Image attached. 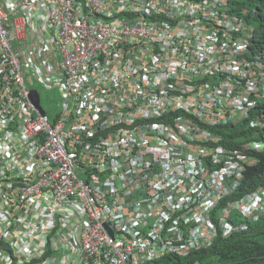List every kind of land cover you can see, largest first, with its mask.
<instances>
[{
  "label": "built area",
  "instance_id": "1",
  "mask_svg": "<svg viewBox=\"0 0 264 264\" xmlns=\"http://www.w3.org/2000/svg\"><path fill=\"white\" fill-rule=\"evenodd\" d=\"M236 1L0 0V264L185 258L264 214V186L231 199L264 143L219 132L264 126Z\"/></svg>",
  "mask_w": 264,
  "mask_h": 264
},
{
  "label": "trees",
  "instance_id": "2",
  "mask_svg": "<svg viewBox=\"0 0 264 264\" xmlns=\"http://www.w3.org/2000/svg\"><path fill=\"white\" fill-rule=\"evenodd\" d=\"M237 12L248 13L249 23L254 27V42L264 47V0H237ZM264 120V97L254 112ZM251 129L239 122L222 126L219 132L223 143L229 147H241L242 140L258 138L264 143V126ZM257 162L247 166L244 179L232 198L241 197L264 186V144L259 152H252ZM200 260L202 264H264V214L248 225L246 230L234 232L229 237L219 236L211 246L192 252L188 257L165 256L151 264H188Z\"/></svg>",
  "mask_w": 264,
  "mask_h": 264
},
{
  "label": "rangeland",
  "instance_id": "3",
  "mask_svg": "<svg viewBox=\"0 0 264 264\" xmlns=\"http://www.w3.org/2000/svg\"><path fill=\"white\" fill-rule=\"evenodd\" d=\"M30 86L36 88L40 92L41 104L48 110L49 115L52 117L53 111L59 107L61 102L60 96L55 89H44L40 87L36 82H31ZM52 110V111H50ZM251 140V139H250Z\"/></svg>",
  "mask_w": 264,
  "mask_h": 264
},
{
  "label": "water",
  "instance_id": "4",
  "mask_svg": "<svg viewBox=\"0 0 264 264\" xmlns=\"http://www.w3.org/2000/svg\"><path fill=\"white\" fill-rule=\"evenodd\" d=\"M32 93H33V99H34L36 106L40 108L41 105H40V93H39V91L36 89H33ZM41 113L44 114V111L42 109H41Z\"/></svg>",
  "mask_w": 264,
  "mask_h": 264
},
{
  "label": "clouds",
  "instance_id": "5",
  "mask_svg": "<svg viewBox=\"0 0 264 264\" xmlns=\"http://www.w3.org/2000/svg\"><path fill=\"white\" fill-rule=\"evenodd\" d=\"M37 90V89H36ZM255 139H258V138H255ZM247 140H250V139H247ZM243 141V140H242ZM243 143V142H242ZM241 143V144H242ZM259 151H261V150H259ZM259 151H253V152H259ZM253 154V153H252ZM240 232V231H239Z\"/></svg>",
  "mask_w": 264,
  "mask_h": 264
}]
</instances>
